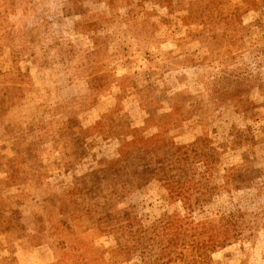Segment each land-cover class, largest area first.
Returning a JSON list of instances; mask_svg holds the SVG:
<instances>
[{"label": "rangeland", "instance_id": "rangeland-1", "mask_svg": "<svg viewBox=\"0 0 264 264\" xmlns=\"http://www.w3.org/2000/svg\"><path fill=\"white\" fill-rule=\"evenodd\" d=\"M0 264H264V0H0Z\"/></svg>", "mask_w": 264, "mask_h": 264}]
</instances>
